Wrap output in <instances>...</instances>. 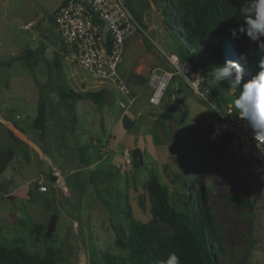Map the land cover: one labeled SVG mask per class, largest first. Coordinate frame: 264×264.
<instances>
[{"label":"rangeland","instance_id":"obj_1","mask_svg":"<svg viewBox=\"0 0 264 264\" xmlns=\"http://www.w3.org/2000/svg\"><path fill=\"white\" fill-rule=\"evenodd\" d=\"M126 1L135 5L132 10L145 31L125 41L118 68L135 97L133 103L116 82H101L63 52L52 18L62 0H0V152L13 151L0 176V244L18 241L37 255L58 245L64 256L61 264H89L86 248L96 252L99 262L105 251L124 255L119 233L127 230L132 217L151 219L147 181L157 174L174 205L182 206L176 190L182 188L183 177L190 179L193 200L199 188H210L209 205L224 230L225 252H217L220 264H264V175L252 163L234 162L219 134L212 160L196 172L192 156L199 146L211 152L217 114L201 94L202 82L210 81L200 70L182 74L165 56L175 54L178 40L186 38L176 20L177 7L171 5L166 16L160 1ZM28 49L34 51L29 58ZM240 62L247 67L246 60ZM154 68L158 74L160 69L173 73L159 105L149 102ZM192 74L201 76L198 89L190 82ZM99 89L106 91L103 103L62 94ZM41 96L46 101L44 131L33 126ZM173 100L180 103L171 110ZM6 119L35 140L44 154L13 136L1 122L9 124ZM126 119L133 126L126 128ZM171 121L177 125L175 133ZM136 148L143 153V163H126L125 149L133 158ZM79 156L89 157V162L82 163ZM40 176L55 179L60 188L48 180L49 192H39L31 180ZM234 197L255 204L240 205L231 200ZM52 216L58 220L49 237Z\"/></svg>","mask_w":264,"mask_h":264},{"label":"trees","instance_id":"obj_2","mask_svg":"<svg viewBox=\"0 0 264 264\" xmlns=\"http://www.w3.org/2000/svg\"><path fill=\"white\" fill-rule=\"evenodd\" d=\"M65 0H63L64 2ZM164 3V13L171 5L178 9L176 20L180 31L186 36L177 42L175 54L180 61H188L195 71H201L202 76L210 81V93L217 104L233 102L239 96V90L231 89L226 83L212 87L213 70L228 60H246L244 79L247 81L259 69L257 64L264 59L255 44L246 37L233 38L231 29L243 21L241 9L246 0H156ZM127 2V1H126ZM132 10L135 5L127 3ZM134 12V10H132ZM135 13V12H134ZM136 14V13H135ZM137 19L141 22L138 14ZM166 16L168 14L166 13ZM27 57L34 51L27 50ZM242 66V65H241ZM204 84V85H203ZM65 96L75 99H90L94 103H103L106 99L105 89L87 90L83 92H64ZM47 122L46 101L39 98L37 116L33 122L36 129L44 131ZM222 126L218 116L215 127ZM43 135V133H42ZM220 138L227 143L230 135L221 127ZM211 152L202 147L194 151L193 163L199 172L203 165L212 160L216 153L217 141L211 140ZM136 164V163H134ZM140 165V164H136ZM182 188L176 190L177 199L182 206L171 202L168 187L162 183L157 174L147 181V186L153 199L152 217L148 221L131 218L127 230L119 233L118 243L126 250L124 255L103 252L102 261L96 257V252L86 248L90 259L89 264H162L170 253L180 257L181 264H220L218 253L225 252L223 244L224 230L219 227L216 215L209 205L210 188L208 186L196 191V198H191L188 186L190 179H181ZM240 205L253 206L255 203L247 197L232 198ZM129 214L132 215L131 211ZM38 233L42 226H37ZM64 256L58 245L49 246L44 254L37 255L17 242L7 246L0 244V264H61Z\"/></svg>","mask_w":264,"mask_h":264},{"label":"built area","instance_id":"obj_3","mask_svg":"<svg viewBox=\"0 0 264 264\" xmlns=\"http://www.w3.org/2000/svg\"><path fill=\"white\" fill-rule=\"evenodd\" d=\"M52 18L63 52L71 55L75 62L91 71L101 82H116L119 90L130 97V103H133L135 97L120 78L118 68L123 60L125 41L139 31H145L126 0H65L55 10ZM24 28L31 30L29 25ZM165 56L182 74L191 72V64L180 61L177 54L165 53ZM158 69H152L149 76L153 87L149 102L153 105L160 104L173 77L172 72L163 69L158 74ZM192 77L190 82L198 89L201 76L192 74ZM201 94L210 104H215V112L221 125H227L223 129L230 135L227 149L231 159L237 163H252L264 175V138L255 137L246 121L239 117L232 102L217 104L208 86ZM123 155L126 163L133 162L128 149H125ZM48 180L55 182L56 187L60 188L55 179L40 176L35 180L36 189L39 192L48 191Z\"/></svg>","mask_w":264,"mask_h":264},{"label":"clouds","instance_id":"obj_4","mask_svg":"<svg viewBox=\"0 0 264 264\" xmlns=\"http://www.w3.org/2000/svg\"><path fill=\"white\" fill-rule=\"evenodd\" d=\"M241 15L243 21L230 30L232 37H246L260 53H264V0H246ZM257 68L259 70L245 81L241 64L228 60L214 68L211 86L226 83L231 89L239 90V96L232 102L235 110L253 130L256 138H264V59L258 62ZM210 107L216 110L215 104H210ZM221 127L226 129L227 125L216 127L210 139H216ZM162 264H181L180 257L174 252L170 253Z\"/></svg>","mask_w":264,"mask_h":264},{"label":"water","instance_id":"obj_5","mask_svg":"<svg viewBox=\"0 0 264 264\" xmlns=\"http://www.w3.org/2000/svg\"><path fill=\"white\" fill-rule=\"evenodd\" d=\"M178 103H180V100H176ZM176 101L172 102V106H171V110H173V105ZM124 126L126 128L133 126V123L130 120H124L123 122ZM169 127H170V131L171 133H175L177 131V125L175 122L171 121L169 122ZM13 156V151L9 150L7 152H0V176L3 173V171L6 169L7 165L9 164V162L11 161ZM133 162L136 164H142L143 163V153L141 151L140 148H136L133 151ZM57 220L58 217L57 216H52L50 221H49V225H48V232H47V236H51L53 231L56 229V225H57Z\"/></svg>","mask_w":264,"mask_h":264},{"label":"crops","instance_id":"obj_6","mask_svg":"<svg viewBox=\"0 0 264 264\" xmlns=\"http://www.w3.org/2000/svg\"><path fill=\"white\" fill-rule=\"evenodd\" d=\"M62 2H63V0H62ZM62 2H61V4H62ZM60 4V5H61ZM59 5V6H60ZM58 6V7H59ZM57 7V8H58ZM56 8V9H57ZM180 92V91H179ZM174 101V100H173ZM172 101V102H173ZM1 114V113H0ZM7 120V119H6ZM8 122H9V124H11L15 129H17L21 134H23L26 138L25 139H23V138H21V137H19L11 128H10V126H9V124L8 123H5V122H3V121H1L2 123H4V124H6L7 125V127H8V129L10 130V132L13 134V136H16L19 140H21L23 143H25V144H27L29 147L31 146V147H33L37 152H39L40 154H44V152H43V150L41 149V147L39 146V144L35 141V140H32L31 138H29L28 136H27V134L25 133V132H22L21 130H19L14 124H12L9 120H7ZM14 132V133H13ZM42 152H41V151ZM80 157V159L82 160L81 162L83 163V162H89V157H83V156H79ZM80 162V161H79ZM96 163H97V161H95ZM94 162V163H95ZM56 166V165H55ZM57 167V166H56ZM58 168V167H57ZM59 169V168H58ZM60 170V169H59ZM61 171V170H60ZM35 180H36V178H33L32 180H31V183L32 182H34L35 183ZM25 188V187H24ZM49 190H50V188H49ZM49 190L48 191H46V192H49ZM41 193H44V192H41ZM71 196H72V194H71ZM71 206V205H70ZM72 208V207H71ZM74 209L76 210V207H74ZM73 210V209H72ZM81 223V222H80Z\"/></svg>","mask_w":264,"mask_h":264}]
</instances>
